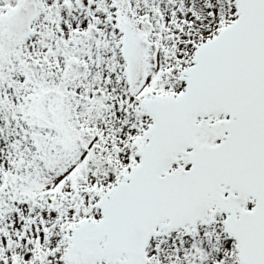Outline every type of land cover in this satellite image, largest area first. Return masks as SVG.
<instances>
[{
	"label": "snow or ice",
	"instance_id": "6c2138e0",
	"mask_svg": "<svg viewBox=\"0 0 264 264\" xmlns=\"http://www.w3.org/2000/svg\"><path fill=\"white\" fill-rule=\"evenodd\" d=\"M0 264H264V0H0Z\"/></svg>",
	"mask_w": 264,
	"mask_h": 264
}]
</instances>
